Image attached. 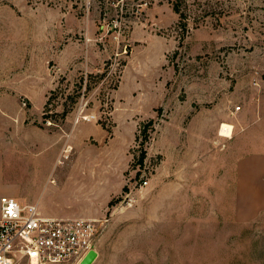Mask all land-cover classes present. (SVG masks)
Wrapping results in <instances>:
<instances>
[{"label": "rangeland", "instance_id": "1", "mask_svg": "<svg viewBox=\"0 0 264 264\" xmlns=\"http://www.w3.org/2000/svg\"><path fill=\"white\" fill-rule=\"evenodd\" d=\"M0 138L44 216L97 219L89 264H264L232 195L264 143V0H0Z\"/></svg>", "mask_w": 264, "mask_h": 264}, {"label": "built area", "instance_id": "2", "mask_svg": "<svg viewBox=\"0 0 264 264\" xmlns=\"http://www.w3.org/2000/svg\"><path fill=\"white\" fill-rule=\"evenodd\" d=\"M99 229L97 219L44 216L38 202L24 204L2 196L0 264H79L94 251Z\"/></svg>", "mask_w": 264, "mask_h": 264}, {"label": "crops", "instance_id": "3", "mask_svg": "<svg viewBox=\"0 0 264 264\" xmlns=\"http://www.w3.org/2000/svg\"><path fill=\"white\" fill-rule=\"evenodd\" d=\"M253 130L261 131L257 127ZM251 132L252 130L248 129L245 134L249 136ZM246 146L248 147L246 153L237 159L235 179L232 184L234 215L241 222L255 221L264 215V143L253 142L252 145L247 141ZM7 147L8 142L0 138V211L1 197L5 195L13 196L24 204L38 202L40 208V196L36 201L31 202L23 195L19 172L26 167L23 166V169L17 171L12 169L9 155L5 150ZM48 178L49 174H46L43 178L44 182Z\"/></svg>", "mask_w": 264, "mask_h": 264}, {"label": "trees", "instance_id": "4", "mask_svg": "<svg viewBox=\"0 0 264 264\" xmlns=\"http://www.w3.org/2000/svg\"><path fill=\"white\" fill-rule=\"evenodd\" d=\"M174 9L176 12L180 13L181 16H183V12L181 11V7L179 5L178 2H174ZM55 92V93H54ZM54 95L56 94V91H54ZM69 110H64V115L68 114ZM51 115L48 114V112H45L43 117H44V120H47ZM154 123H155V120L154 119H150L148 122H146L144 125H143V128H142V146H143V149H142V153L139 157V161L142 163L146 157V150L144 149V144L149 140V128L154 126Z\"/></svg>", "mask_w": 264, "mask_h": 264}, {"label": "bare ground", "instance_id": "5", "mask_svg": "<svg viewBox=\"0 0 264 264\" xmlns=\"http://www.w3.org/2000/svg\"><path fill=\"white\" fill-rule=\"evenodd\" d=\"M88 118L89 117H87L86 119ZM232 129H233V126L231 124L224 123L222 124L220 135L224 137H232V134H233Z\"/></svg>", "mask_w": 264, "mask_h": 264}, {"label": "water", "instance_id": "6", "mask_svg": "<svg viewBox=\"0 0 264 264\" xmlns=\"http://www.w3.org/2000/svg\"><path fill=\"white\" fill-rule=\"evenodd\" d=\"M94 256L95 252H90L80 264H89L94 259Z\"/></svg>", "mask_w": 264, "mask_h": 264}]
</instances>
